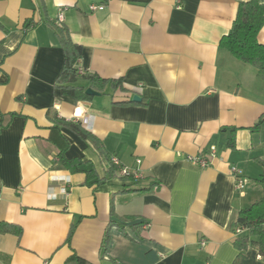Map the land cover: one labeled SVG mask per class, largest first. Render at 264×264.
<instances>
[{
  "label": "crops",
  "instance_id": "crops-1",
  "mask_svg": "<svg viewBox=\"0 0 264 264\" xmlns=\"http://www.w3.org/2000/svg\"><path fill=\"white\" fill-rule=\"evenodd\" d=\"M241 1L0 0V221L23 228L0 233V264H74L75 255L83 264H235L234 240L248 231L235 221L261 197L264 170V123L252 130L264 81L220 47ZM51 23L82 46L80 72L122 79L126 91L109 85L89 101L62 93L65 53ZM135 94L137 104L116 103ZM55 114L103 142L120 162L116 177L103 180L105 157L55 128ZM61 150L95 180L64 166ZM111 220L124 229L111 228L102 254ZM256 241L243 264H264Z\"/></svg>",
  "mask_w": 264,
  "mask_h": 264
},
{
  "label": "trees",
  "instance_id": "trees-1",
  "mask_svg": "<svg viewBox=\"0 0 264 264\" xmlns=\"http://www.w3.org/2000/svg\"><path fill=\"white\" fill-rule=\"evenodd\" d=\"M51 26L55 30L59 37L60 43L65 53V61L62 71L57 80V87L61 89L62 93L70 95L75 98L76 101H89L93 97L86 94V89L92 87L100 93L105 92L107 86L114 90L126 91L122 79H106L99 76L96 73L89 71L80 72L77 63L82 56V46L75 43L72 40L69 29L65 25L57 23H51ZM264 26V1L260 0H247L241 1L238 6L236 18L233 22L232 28L228 34H225L221 41L220 47L230 52L234 57L241 60L246 64H249L256 68L257 76L260 80L264 81V44L258 40V35ZM82 82V83H81ZM84 82V83H83ZM142 101L141 103H143ZM117 104H132L139 103L133 101L131 98L118 101ZM55 122V128L67 127L78 134L82 139L88 140L92 143L94 148L106 159L107 171L103 180H109L117 176L119 167L112 161V157L105 150L103 142L93 133L85 129L81 122L66 120L62 117L55 116L50 117ZM264 123V114L260 117L258 123L252 127V130L259 129ZM233 129L232 131L235 132ZM230 146H235V135L233 134L230 139ZM60 161L67 168L78 171L83 170L87 173V180H95L96 171L92 167H88V163L82 162L81 159H67L61 150ZM259 180L258 185L262 189V195L259 199L255 200L251 205L242 209L235 221L234 227L247 228V233L239 236L235 241V246L240 250V254L235 260V264H243L246 258L244 254L245 250L254 242V238H257V245L260 248L261 253L264 252V170ZM129 177V176H125ZM101 181L100 179L96 180ZM139 190V189H136ZM141 190V189H140ZM113 226H117L124 229L123 226L116 220H111L108 223L103 242L101 247V253L103 254L110 242V230ZM75 230L73 225L68 233L67 242L71 241ZM0 233H12L15 236H23V228L15 223L0 221ZM264 258V256H263ZM72 261L74 264H83L84 260L78 256H73Z\"/></svg>",
  "mask_w": 264,
  "mask_h": 264
},
{
  "label": "built area",
  "instance_id": "built-area-1",
  "mask_svg": "<svg viewBox=\"0 0 264 264\" xmlns=\"http://www.w3.org/2000/svg\"><path fill=\"white\" fill-rule=\"evenodd\" d=\"M105 8V5L104 4H101V5H96V4H92L90 6V9L92 11L94 10H102ZM212 151H215V147H212ZM189 160L194 163V164H198V165H201V166H206L208 164V161L206 159H202L201 157L199 156H191L189 157ZM112 161L115 165H117L118 167H120V162L118 160L117 157H112ZM121 172L124 176H131V172L126 168V167H123L121 168ZM233 174L236 176V189L240 192H243L244 190V187H245V183H244V178H243V175H242V171L236 167V166H233L232 167V171ZM237 232H241L242 231V228L241 227H237L236 229Z\"/></svg>",
  "mask_w": 264,
  "mask_h": 264
},
{
  "label": "water",
  "instance_id": "water-1",
  "mask_svg": "<svg viewBox=\"0 0 264 264\" xmlns=\"http://www.w3.org/2000/svg\"><path fill=\"white\" fill-rule=\"evenodd\" d=\"M85 92L86 94L91 95L92 97L101 95L99 91H96L92 87H88ZM140 100H142V97L139 94H135L133 96V101H140Z\"/></svg>",
  "mask_w": 264,
  "mask_h": 264
}]
</instances>
